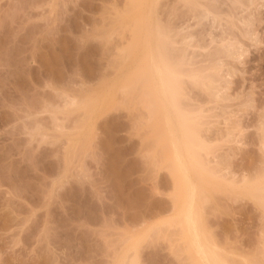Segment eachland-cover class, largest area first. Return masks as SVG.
I'll return each instance as SVG.
<instances>
[{
	"label": "rangeland",
	"instance_id": "rangeland-1",
	"mask_svg": "<svg viewBox=\"0 0 264 264\" xmlns=\"http://www.w3.org/2000/svg\"><path fill=\"white\" fill-rule=\"evenodd\" d=\"M130 1L0 0V264H264V0Z\"/></svg>",
	"mask_w": 264,
	"mask_h": 264
},
{
	"label": "bare ground",
	"instance_id": "bare-ground-1",
	"mask_svg": "<svg viewBox=\"0 0 264 264\" xmlns=\"http://www.w3.org/2000/svg\"><path fill=\"white\" fill-rule=\"evenodd\" d=\"M131 1H132V0H131ZM131 1H130V3H131ZM143 1H144V0H133L132 3H131V4H132L131 6L136 10V9L138 8V6H142L141 4H143L146 0H145L144 2H143ZM142 2H143V3H142ZM137 5H138V6H137ZM143 5H144V4H143ZM132 7H131V8H132ZM134 9H133V10H134ZM141 9H142V7H141ZM131 10H132V9H131ZM139 10H140V9H139ZM139 16H140V15H139ZM141 18H142V17H141ZM141 18H140V20H141ZM135 19H136V18H135ZM140 20H139V22H140ZM135 23H136V22H135ZM137 23H138V22H137ZM152 27H153V26H152ZM153 28H154V27H153ZM156 28H157V27H156ZM157 34H158V33H157ZM160 34H161V33H160ZM160 34H159V35H160ZM254 34H255V33H254ZM161 37H162V36H161ZM250 37H251V38H250ZM250 37H249V38H250L252 41H256V40H257L255 37H252V36H250ZM162 39H163V38H162ZM163 40H164V39H163ZM161 42H162V41H161ZM256 42H257V41H256ZM256 42H255V43H256ZM241 46H243V45H241ZM165 47H166V46H165ZM162 49H163V48H162ZM239 49H240V47H239ZM164 50H165V49H164ZM165 51H166V50H165ZM167 52H168V51H167ZM167 52H166V53H167ZM234 52H235V51H234ZM236 52H237V51H236ZM166 53H165V55H167ZM242 53H243V52H242ZM159 54H160V53H159ZM163 55H164V54H163ZM159 56H162V54H161V55H158V58H159ZM229 56H230V55H229ZM238 56H239V55H238ZM238 56H236V57H238ZM241 56H242V54H241ZM150 57H152V58H150V59H151V62H152L153 64H155V66H156V67L154 68V70L157 71V72H156V75L158 76V74H159L158 77H159L161 80L163 79L162 76L165 77V75H166V76H168V75H172V76H174L172 73H170V70H168V71H169V74H166V73H168V72H166V71H167L166 67H165V66L162 67V66L158 65V63H157V58L154 57L153 54L150 55ZM239 57H240V56H239ZM146 58H147V57H146ZM159 59H160V58H159ZM237 59H238V58H237ZM160 60H161V59H160ZM160 60H159V62H160ZM167 60H168V59H167ZM143 61H144V60H143ZM162 61H163V60H161V65L163 64ZM168 61H169V60H168ZM163 62H164V61H163ZM148 63H149V62H148ZM164 63H165V62H164ZM145 64H147V63H145ZM156 64H157V65H156ZM165 64H167V63H165ZM143 66L145 67V65H143ZM169 66H170V65H169ZM148 67H149V66H148ZM164 67H165V71H164V69H163ZM167 67H168V66H167ZM139 69H140V68H139ZM141 69H142V68H141ZM143 69H144V68H143ZM175 72H176V69H175ZM140 73H141V72H140ZM140 73H139V74H140ZM176 75H177V74H176ZM157 76H156V77H157ZM139 77H141V78L143 77V78H144V76H142V75H140ZM139 77H138V76L135 77V78H138V79H137V82L134 81V82L136 83V85H137V83L140 81V80H139V79H140ZM158 77H157V81H160V80H158ZM149 78H150V77H149ZM167 78H168V77H167ZM172 78H173L172 80H175V79H176V77H172ZM145 79H146V78H144V80H145ZM151 79H152V76H151ZM151 79H148V78H147V79L145 80V81H147V86H148V84L151 85V82L149 83V81H150ZM170 79H171V77H170ZM177 79H178V78H177ZM133 80H135V79H133ZM133 80H132V81H133ZM148 80H149V81H148ZM152 80H153V79H152ZM165 80H168V79H164V81H165ZM145 81H144V83H145ZM152 82H154V81H152ZM167 82H168V85H169V84L171 83V80H170V81L168 80ZM169 82H170V83H169ZM172 82H173V81H172ZM177 82H178V81H177ZM177 82H174V84L177 83ZM127 83H128V82H127ZM132 83H133V82H132ZM140 84H141V86H142L143 82L140 83ZM163 84L166 85V82L163 83ZM174 84L171 83L170 85H174ZM127 85H128V84H127ZM136 85H134V86H136ZM143 85H144V84H143ZM164 85H163V86L160 85V86H162V88H166ZM170 85H169V89H168V91L166 90V91L168 92V94H169V93H171V94L173 93V92H169V90H171V89L173 88V86L170 87ZM175 85H176V84H175ZM175 85H174V86H175ZM134 86H133V87H134ZM160 86H159V87H160ZM176 86L178 87L179 85H176ZM176 86H175V87H176ZM143 87H144V86H143ZM143 87H142V88H143ZM151 87H154V86H151ZM130 88H131V87H130ZM142 88H141V89H142ZM149 88H150V87H149ZM149 88H147V89H149ZM162 88H160V89H162ZM167 88H168V87H167ZM170 88H171V89H170ZM144 89H145V87H144ZM147 89H146V90H147ZM160 89H159V91H161ZM149 90H150V89H149ZM173 90H174V89H173ZM176 90H177V89H176ZM152 91H153V90L151 89L150 92H149L148 90H147L146 92H149V94H150ZM154 91H155V90H154ZM154 91L152 92V95H153V93H154L155 95H153L154 97H152L151 99H150V97L148 98V96H142V98H143V97H145V98L147 97V98L149 99V102H147V104L150 103V101L153 100V102H151V104H153V106H156V105H157V106L154 108L155 111H154V109H153L152 107H150V108L153 109V110H150V109L148 110V111H149V115H150V117H151V114H150V113L153 111L152 114H153V116L155 115L154 117L157 119V116H156L157 113H156V112L159 111V110L157 111V109H158V105H159L158 103H159L160 101H158V102L156 101V100H158V99H155V98H156V93H155ZM171 91H172V90H171ZM143 93H145V92H143ZM178 93H179V92H178ZM217 93H218V92H217ZM141 94H142V93H141ZM146 94H148V93H146ZM161 94H164L163 90H162ZM173 94H174V93H173ZM173 94H172V95H173ZM215 94H216V93H215ZM164 95H165V94H164ZM169 95H170V94H169ZM149 96H151V95H149ZM174 96H175V94H174ZM217 96H218V95H217ZM215 97H216V96H215ZM153 98H154V99H153ZM165 98H166V96H165ZM173 98H175V97H173ZM176 98H177V97H176ZM143 99H144V98H143ZM148 99H147L146 101H148ZM169 99H170V98H169ZM166 100H167V99H166ZM171 100H173L172 97H171ZM144 101H145V100H144ZM173 101H174V100H173ZM173 101H172V102H173ZM172 102L170 101V104H171ZM175 102H176V101H174L172 104L174 105ZM142 104H143V103H142ZM145 104H146V102H145ZM168 104H169V103H168ZM170 104H169V105H170ZM164 105H165V104H164ZM169 105H168V106H169ZM176 105H177V103H176ZM151 106H152V105H151ZM147 107L149 108V104H148ZM160 107H161V105H160ZM174 107H175V105L172 107V109H173ZM177 107H178V106H177ZM181 108H182V107H181ZM175 109L178 110L179 107H178V109L175 107ZM182 109H183V108H182ZM161 110H162V109H161ZM176 110H175V111H176ZM150 111H151V112H150ZM173 111H174V110H173ZM185 111H186V110H185ZM154 112H155L156 114H155ZM158 113H159V112H158ZM160 113H161V112H160ZM178 113H179V115H180V118H183V122H182V123H184V125H182V126H185V120H186V117L183 115L184 113L181 114L180 112L177 111V114H178ZM143 115H145V114H143ZM167 115H168V114H167ZM162 116H164V115H162ZM175 116H176V115H175ZM184 117H185V119H184ZM188 118H189V117H188ZM151 119H152V118H151ZM158 119H159V118H158ZM158 119H157V120H158ZM167 119L169 120L170 117L167 118ZM167 119H166V121L168 122ZM157 120L155 121V119H154V123H153L154 126H155V123L158 122ZM171 120H172V119H171ZM188 121H189V120H188ZM170 122H171V121L169 120V123H170ZM182 123H181V124H182ZM150 124H151V123H150ZM181 124H180V126H181ZM189 125H190L189 127H191V123H190ZM156 126H157V125H156ZM164 126H165V125H164ZM182 126H181V127H182ZM186 126H187V125H186ZM194 126H195V124H194ZM152 127H153V126H152ZM152 127H151V128H152ZM189 127H188V128H189ZM159 128H160V126H159ZM194 128H195V127H194ZM196 128H199V127L196 126ZM182 129H183V130H185V129L187 130V128H182ZM164 130H165V128H164ZM162 131H163V130H162ZM193 131H194V130H193ZM196 131H197V130H196ZM198 131H199V129H198ZM164 132H165V131H164ZM156 133H157V132H156ZM194 133H195V132H194ZM198 133H199V135H201L200 132H198ZM198 133H197V134H198ZM159 134H160V133H159ZM157 135H158V134H157ZM186 135H187V134H186ZM194 135H195V134H194ZM156 137H157V136H156ZM159 138H160V137H159ZM190 138H191V136H190ZM194 138H195V137H194ZM197 138H199V137H197ZM160 140H161V139H160ZM160 140H159V141H160ZM188 140H189V139H188ZM191 140H192V139H191ZM195 140L198 142V139H193L192 141H189V142H194ZM159 141H158V142H159ZM199 141L201 142L202 140H199ZM200 142H199V143H200ZM202 142H203V141H202ZM193 144H194V143H193ZM195 144H196V143H195ZM202 144H203V143H201V144H197V145H202ZM172 145H173V144H172ZM190 145H191V144H190ZM195 146H196V145H195ZM196 147H197V146H196ZM198 147H199V146H198ZM200 147H201V146H200ZM167 148H168V147H167ZM191 150H192V149H191ZM192 151H193V150H192ZM195 152H196V151H195ZM196 153H197V152H196ZM168 154H169V152H168ZM168 154H166V156H167ZM177 154H178V153H177ZM194 154H195V153H194ZM197 154H198V153H197ZM174 156H175V155H174ZM193 156H194V155H193ZM178 157H179V156H178ZM168 158H169V157H168ZM187 158H188V157H187ZM198 158H199V156H198ZM174 161H175V160H174ZM174 161H173V163H171L172 166L170 165V167H173V165H174ZM182 162H183V161H182ZM182 162H181V163H182ZM199 162H200V164H203V165H204V163H205L204 161H202V163H201V160H200ZM203 162H204V163H203ZM206 162H207V161H206ZM177 163H178V164H177ZM177 163H176V166H177L178 168L174 165V166L176 167V170H175V171L179 170V168H183V167H181L182 164H180V162L177 161ZM198 164H199V163H198ZM200 164H199V165H200ZM206 164H207V163H206ZM180 165H181V166H180ZM207 165H208V164H207ZM175 167H173V168H175ZM201 167H202V165H201ZM204 167H205V166H204ZM210 168H211V167H210ZM210 168H208V169H210ZM208 169H206V170H208ZM227 169H228V168H227ZM181 170H183V169H181ZM213 170H214V169H213ZM172 171H173V170H172ZM208 171H209V170H208ZM211 171H212V170H211ZM222 171H223V170H222ZM224 171H225V170H224ZM226 171H227V170H226ZM215 172H217L216 169H215ZM220 172H221V171H220ZM183 173H184V172H183ZM213 173H214V172H213ZM217 173H219V171H218ZM214 174H216V173H214ZM222 174H223V173H222ZM227 174H228V173H227ZM174 175H175V173H174ZM176 175H177V174H176ZM218 175H220V173H219ZM225 175H226V174H225ZM263 175H264V174H263ZM263 175H262V176H263ZM225 177H226V176L222 177V180H221V181H224L223 185H224L225 187L229 185V186H231V188H232L233 190L238 188V186H237V188H236V186H234V185L236 184L235 182L231 181V179H230V180H228V179L226 180ZM176 178H177V177H176ZM220 178H221V177H220ZM231 178H232V177H231ZM245 178H247V176H246ZM245 178L243 179V180H244L243 182H245V181L248 182V178H247V179H245ZM260 178H261V177H260ZM184 179H185V178H184ZM261 179H262V178H261ZM261 179H260V182H261ZM233 180H234V179H233ZM249 180H250V179H249ZM257 180H258V182H259V179H257ZM263 180H264V179H263ZM186 181H187V180H186ZM175 182L177 183L178 181H175ZM237 182H239V181H237ZM241 182H242V181H241ZM258 182H257V183H258ZM184 183H185V182H184ZM233 183H235V184H233ZM262 183H263V181H262ZM262 183H261V184H255V185L252 184L253 186L248 187L249 189H247L246 192H248V194H250L249 196H252L254 199H256V201L259 202V204L264 205V184H262ZM178 184H179V182H178ZM188 184H189V183H188ZM191 186H194V185L192 184ZM229 186H228V187H229ZM242 186H243V185H242ZM178 187H179V186H178ZM200 187H201V186H200ZM179 188H180V187H179ZM179 188H178V189H179ZM188 190H189V189H188ZM195 190H196V189H195ZM240 190H241V189H240ZM180 191H181V190H180ZM189 191H190V190H189ZM201 191H202V190H201ZM203 191H204V190H203ZM178 192H179V191H178ZM190 192H191V191H190ZM190 192H189V193H190ZM195 192H196V191H195ZM190 194H191V193H190ZM190 194H189V195L187 194V195H188L189 198H190V199H189V200H190V203H192V202H191V197H192V196L190 197ZM191 195H193V194H191ZM188 196H187V197H188ZM195 196H196V195H195ZM175 199H176V198H175ZM187 199H188V198H187ZM187 199H186V200H187ZM193 201H194V200H193ZM194 203H195V202H194ZM194 203H193V204H194ZM193 204H187V206H188V205H192V206H191V207L189 206V208L187 207V209L185 208L186 210H185V209H178L177 213H178V216L181 215L182 217H184V221H183V223L185 222L184 226H185V228H187V227L189 228V229L187 228L188 230H187V229H185V230H187V232L189 231V233L191 232V235L193 236V237H192L193 239H192V244H191V245H193V246L195 247V253H197V256H198V255L200 256L199 260L201 261V263H199V262H198V263H199V264H202V263H203L202 261H204L205 263H203V264H226V263L228 264V262L225 261V259H224V261H223V259H221L219 256L217 257L216 253L213 251V248H211V247L209 246L210 244L208 245L207 242H204L203 237L201 236V235L203 234V233H201L202 230H199V229H198V230L194 231L195 229H193V228H194V226H196L195 224H197V223L199 222V216H200L201 214L199 213L198 208L195 206L196 203L194 204V206H195L196 208L193 206ZM262 205H261V206H262ZM261 206H260V207H261ZM200 212H201V210H200ZM197 218H198V219H197ZM203 218H204V217H203ZM182 219H183V218H182ZM195 220H198V221H196V223H195ZM179 221H180V220H179ZM180 224H181V223H180ZM199 225H200V223H199ZM199 225L197 224V227H198ZM186 226H187V227H186ZM181 227H182V226H181ZM198 231H200L199 233H201V235H198V234H197ZM184 233H185V232H184ZM182 235H183V234H182ZM186 236L188 237L187 234H186ZM201 237H202V238H201ZM190 239H191V238H190ZM189 245H190V243H189ZM193 246H191V247H193ZM191 247H190V248H191ZM193 249H194V248H193ZM193 249H192V251H193ZM199 256H198V257H199ZM219 258H220L221 260H220ZM127 259H128V258H127ZM201 259H203V260H201ZM256 259H257V258H256ZM263 259H264V258H263ZM126 262H127V261H126ZM130 262H131V261H130ZM229 262H230V261H229ZM257 263H259V262H257ZM132 264H135V262L133 261ZM259 264H260V263H259Z\"/></svg>",
	"mask_w": 264,
	"mask_h": 264
}]
</instances>
